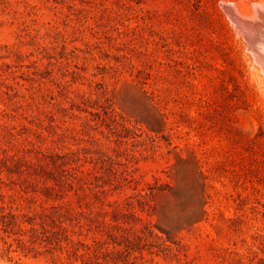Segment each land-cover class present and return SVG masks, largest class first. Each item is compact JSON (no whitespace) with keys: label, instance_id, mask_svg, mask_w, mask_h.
Returning <instances> with one entry per match:
<instances>
[{"label":"rangeland","instance_id":"1","mask_svg":"<svg viewBox=\"0 0 264 264\" xmlns=\"http://www.w3.org/2000/svg\"><path fill=\"white\" fill-rule=\"evenodd\" d=\"M222 4L0 0V206L70 207L78 249L0 229V264H83L79 211L115 202L130 262L264 264V92Z\"/></svg>","mask_w":264,"mask_h":264},{"label":"trees","instance_id":"2","mask_svg":"<svg viewBox=\"0 0 264 264\" xmlns=\"http://www.w3.org/2000/svg\"><path fill=\"white\" fill-rule=\"evenodd\" d=\"M47 190L52 187L47 186ZM112 210L101 208V210H92L87 213L84 210L79 213L88 218V223H80L79 226L92 225L98 230H104L107 237H93L92 242H86L79 239V257L82 258L83 264H142L136 260L130 262L128 257L147 246L143 243L145 235L140 233L130 221L126 219L132 216L135 220H141L134 212L127 214L123 211L118 202H115ZM70 207L53 204L51 206L41 205V209L37 210L32 216L26 214H17L12 210H6L4 205L0 206V229L5 231H13L18 227L21 234H27L29 238H17L25 249L37 250V246H44L48 250H52L57 246L62 247L63 237L68 243L72 244V249H68L69 253L78 255L77 242L69 235L65 223L72 221ZM28 222L31 224L29 228H22L21 224ZM150 230V225L145 224ZM142 232V231H141ZM83 250V251H81ZM151 253L153 251L150 250ZM137 257V256H135Z\"/></svg>","mask_w":264,"mask_h":264},{"label":"bare ground","instance_id":"3","mask_svg":"<svg viewBox=\"0 0 264 264\" xmlns=\"http://www.w3.org/2000/svg\"><path fill=\"white\" fill-rule=\"evenodd\" d=\"M225 1L222 8L236 34L244 39L251 70L264 92V0H254L250 4Z\"/></svg>","mask_w":264,"mask_h":264}]
</instances>
